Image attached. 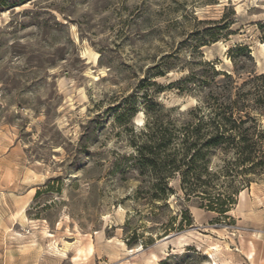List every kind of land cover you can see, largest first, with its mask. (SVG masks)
<instances>
[{
    "label": "rangeland",
    "instance_id": "obj_1",
    "mask_svg": "<svg viewBox=\"0 0 264 264\" xmlns=\"http://www.w3.org/2000/svg\"><path fill=\"white\" fill-rule=\"evenodd\" d=\"M241 44L264 74V0H0V264H264V174L223 217L177 172L151 200L170 167L134 168L149 131L189 168L212 67L248 80Z\"/></svg>",
    "mask_w": 264,
    "mask_h": 264
},
{
    "label": "trees",
    "instance_id": "obj_2",
    "mask_svg": "<svg viewBox=\"0 0 264 264\" xmlns=\"http://www.w3.org/2000/svg\"><path fill=\"white\" fill-rule=\"evenodd\" d=\"M229 51L235 75L241 78L242 74H248V80L238 85L233 74L212 67L214 76L223 77L222 85L216 83L217 92L211 96L214 104L203 102V106L196 108L203 115L205 107L208 109V116L199 119L196 132H187L183 137L180 150L183 152V165L188 169L183 168L182 171L175 167L177 158H166L163 154L170 149V137L156 138L149 131L142 144H133L136 148L134 168L141 175L146 171L157 173L160 164L170 167V171L162 174L160 182L150 188L151 200H168V191H172L168 187V179L177 172L182 177L186 195L197 193L209 202L211 210L225 217L230 211L226 206L235 203L234 195L238 189L248 187L256 177L264 174V126L260 122V117L264 116V74H256L244 63L238 64L234 55L241 56L248 63L253 62L248 46L241 44ZM193 134L197 139L191 141ZM213 153L222 156V164L217 170L209 168ZM197 163L200 166L195 171L191 166ZM223 188L234 192L218 204L221 196L227 193H222ZM188 222L191 226L190 216Z\"/></svg>",
    "mask_w": 264,
    "mask_h": 264
}]
</instances>
